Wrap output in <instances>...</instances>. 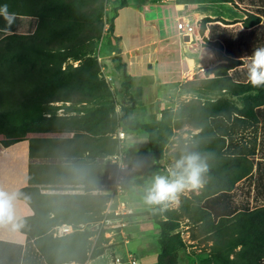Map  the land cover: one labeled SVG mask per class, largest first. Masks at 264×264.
I'll return each mask as SVG.
<instances>
[{
  "label": "rangeland",
  "instance_id": "obj_1",
  "mask_svg": "<svg viewBox=\"0 0 264 264\" xmlns=\"http://www.w3.org/2000/svg\"><path fill=\"white\" fill-rule=\"evenodd\" d=\"M133 1L136 2V0ZM102 2L101 20L103 25L100 37L97 40L92 39L88 42H83L80 46L76 44L67 45L68 47L63 52L54 49L56 54L54 57L43 58L37 56L38 60L33 58L34 66L39 68V73L49 76H57L61 70L65 73H78V71L76 72V70L72 69L78 65L79 60H74L70 56L65 57L73 50L77 51L79 49V51L89 52L83 57H91L92 60H82L80 63L82 64L81 67L86 65L85 70L89 72V78L79 85L80 88L72 86L70 90H64L62 83L55 76V79L50 84H44L50 95H58L62 98L64 96L63 92L66 91L68 101L56 100L42 104L43 113L40 118H35L36 126L30 132V136L34 140L31 142V151L37 155L31 158L30 161L33 166L40 162L57 164L54 175L57 179H63V177H60L62 176L60 175L61 172H63L64 176L70 173L76 180H84L80 175L84 172L86 173V168L93 165L102 174L108 168L104 158L116 149V143L113 141L112 135L118 125L119 107L123 104H121L116 96V91L111 85V71L108 70V68H111L108 59L112 60L111 57L116 56V50L118 49V40L114 34L121 37V47L124 49V53L120 54L121 61L125 62L131 71H136V69H132L134 66L131 65L135 56L142 52H151L152 48L147 46L143 48V51L137 48V50H131L136 44V29L149 28L151 22L156 23L157 27L161 26V29H165L167 33L173 32V28H175L176 23L173 24L171 16H166L165 12L159 15H154L150 12L154 16L150 15V17H147V12L151 11L149 10L150 8L142 9L144 16L134 12L133 7L117 8V15L114 18L112 10L117 6L118 0H103ZM144 2H147L146 6L151 8L170 3L173 10H177L174 6L175 4L183 5L181 10L186 12L188 22L193 26L196 35L194 38L195 35L193 34L191 45L185 44L184 46V48L189 49L187 53L183 52L184 57H188V77H185V80L213 76L214 74L211 70L220 62L219 58L222 57L238 60L239 64L226 72L233 81L245 82L247 80L248 56L255 47L264 46V0H231V2L214 0H144ZM177 8L180 9L181 6H177ZM246 13H251L258 17V22L248 28H244L241 23ZM142 18L147 20V24L142 22ZM110 20L113 24L111 32L107 29ZM177 21H183V19H176ZM177 39L179 38L176 35L169 41V44L161 42L158 47L156 45L160 56L164 51H167L171 56L176 57L179 53V49L175 46ZM191 58L197 61L194 62V65ZM39 60L42 62L40 67ZM82 69H79V72L85 71ZM144 71L143 74L147 75L145 78L150 80L152 79L150 76L152 71L156 73L159 80L175 78L177 77V64L175 59H162L158 61V65L153 67V70L145 68ZM169 96V100L165 99L159 110H157L156 102L154 101L151 106L152 109H150L151 113L143 112L141 107L136 110L134 115L132 114L133 110L131 111L130 117L133 120L142 118L147 120L143 122H151L161 119L165 125V130L162 131V133H165V140L162 146V157L155 166H152L155 162L153 157L150 159V161L152 160L151 163L146 159L145 153L141 151L139 146L142 143L140 141L137 142L139 149L136 151L131 149V147L127 149L126 142V155L128 153L129 156L127 157L133 158L130 172L126 176L127 184H132L145 170L146 182L144 186L148 188L155 175H167L170 170H173L181 156L192 152L201 155L205 146L196 143L195 134L199 129L193 125L191 119L193 114L198 111L197 115H199L201 105L216 99H218V102L214 104L221 105V102L224 101L226 109L232 110L234 106H241L243 97L242 95H232L228 91L208 90L200 85L195 87H183V85H180L177 95L175 97ZM232 115L234 114L231 113ZM29 120L32 121V118ZM45 129L46 131H44ZM214 129L222 138L216 141L221 146L220 152L227 156L243 153L249 159L259 160L261 177L259 181L255 180L256 174L254 175L255 168L253 166L252 174L234 183L225 192V196L219 200L218 204H221V201L228 202L232 208L238 210L263 206L264 118L261 119L254 129L243 131L240 136H235L233 133L234 129H236V122L233 118H217V122L214 123ZM82 145L87 148L89 153L86 159L80 158L81 151L78 149H81ZM45 147L50 150L51 156L39 157ZM202 158L206 159L205 157ZM65 161L68 162L66 163ZM84 161L90 162V164H86ZM128 164H130V161ZM104 182L105 176L101 183ZM99 184H83L82 186L70 184L57 185L56 187L57 191L62 193L69 194L83 191L85 194H90L91 192L96 193V190H101ZM50 186L52 187L53 185ZM214 188V185L210 183L208 176L204 173L201 186L197 188L186 187L178 193L176 200L167 202L166 210L162 211L160 208L159 217L171 220L174 225L172 232L177 233L182 241V246L176 251L175 264H188L191 260H195L198 264L221 263V261L218 263L213 262L210 258L209 251L212 242L208 233H204L199 222L195 221L198 214L197 208L204 205L206 195L213 191ZM105 192L106 189L101 193L104 194ZM103 196L106 197V201L107 196ZM104 204L105 202L102 204L103 207ZM127 205L131 210L134 207L136 208V210L131 211L136 215V219L133 220L134 222L131 221V223L126 224L128 231L139 232V235H143V237L148 236L150 244L156 246L158 250L156 242L158 228L152 229L153 222L151 218L155 205L146 203L142 194L136 196L135 200L128 201ZM74 217L72 214L67 216L71 224L77 221ZM89 217L91 218L88 223L95 222L100 218V211ZM117 236L118 234L113 237L116 238ZM107 240L101 235H92L88 240L89 256L106 248L108 246ZM131 246V244H128V247ZM239 249L240 247L237 246L229 252V258L232 259L233 264H238V262L244 260L245 256L238 254ZM140 255L143 256V253ZM238 255L242 259L238 258ZM152 258L155 260V255ZM259 263L264 264V257L260 258Z\"/></svg>",
  "mask_w": 264,
  "mask_h": 264
},
{
  "label": "trees",
  "instance_id": "obj_2",
  "mask_svg": "<svg viewBox=\"0 0 264 264\" xmlns=\"http://www.w3.org/2000/svg\"><path fill=\"white\" fill-rule=\"evenodd\" d=\"M103 0H0V6L7 5L11 13L21 15H32L37 18V25L33 33L29 35H12L17 39V50L28 51L35 54L30 59V66H34V61L38 60L37 56L50 58L56 56L54 49L61 52L67 48V45L80 46L83 42L89 40H97L102 30L101 13L103 9ZM219 2H231V0H214ZM126 5L125 0H118V4L113 8V15L116 14L117 8ZM258 22V17L251 13H246L242 20V26L248 28ZM111 20L107 29L112 30ZM53 47V48H51ZM49 49V50H46ZM89 52L79 51V49L69 52L65 57H72L79 60L78 65L72 70L78 71L76 74L71 72L60 71L57 76L41 75L38 70H29L33 80L37 81V89L20 92H14L15 98L12 101V112L6 109V114L14 118H7L10 125L6 126L8 131H13L11 139L2 140L3 144H8L20 138L19 132L23 122V128L28 127L29 132L33 131L35 118H40L43 113L42 104L50 101L65 100L67 92L64 91L62 98L58 95H50L46 85L50 84L55 77L60 80L64 90H70L71 87H79L81 83L89 78V72L85 70V66L81 67V61H92L91 57H83ZM38 54V55H37ZM64 57V58H65ZM82 57V58H81ZM120 66L118 56H114ZM220 62L213 69V76L205 78H193L186 80L181 86H197L215 91H228L232 95H242L240 107L234 106L232 110L226 109V104H214L216 100L207 101L199 108V115L195 112L192 116L193 125L199 129L195 134L196 143L204 145L202 157L207 163V171L209 181L214 185V190L208 193L204 200V205L197 208V218L204 233H208L211 240V248L209 251L210 258L213 262L220 264H233L229 258V252L240 247L238 254L245 256L238 264H260V258L264 257V205L254 209L244 208L235 209L228 202L219 200L225 196V192L232 187L234 183L247 175L252 174L254 166L255 180H260V161L252 160L246 157V154L235 153L227 156L220 152L221 146L216 142L222 139L220 134L215 131L214 123L217 118H233L236 122V129L233 133L240 136L243 131L251 130L264 118V86L255 88L248 79L245 82H235L227 74V70L239 64L235 59L219 58ZM42 62L39 60V67ZM83 68L80 71L79 69ZM122 75L125 81L120 86L124 95L128 98L130 105H121L119 107L118 124L128 130L140 129L146 133V141L150 149L154 163H158L162 157V146L165 140V125L162 120H154L151 122H139L130 117L133 110V100L128 91L129 76L124 71ZM80 88V87H79ZM22 94V96H21ZM82 101V100H81ZM80 101V102H81ZM27 103V105H26ZM213 106V108H211ZM169 112V111H166ZM231 113L234 115L231 116ZM22 117V118H20ZM28 118V122L25 120ZM32 118V121L29 120ZM190 119V120H191ZM47 127V126H46ZM41 130V128H40ZM46 131V129L44 130ZM30 139V158L37 155L31 151ZM42 141V140H41ZM114 141V140H113ZM222 141V140H221ZM223 142V141H222ZM39 157L51 156L50 150L44 148ZM66 163L68 161H65ZM30 161L29 164V185L17 190L19 199L25 201L32 210V215L22 217L15 221V227L18 231L25 233L32 240L34 247L46 264H60L74 262L77 264L84 263L88 258V240L96 232L90 228L91 217L80 218V212H91V215L97 214L102 210V204L105 202L104 196H95V194H52L41 193L39 184L48 183L50 185H72L84 183H101L105 172L95 174V166L89 168L87 178L84 180H76L70 174L64 176L61 172L60 177H54L57 164L49 167V174L45 176L43 182L42 176H39V169L36 164L34 166ZM62 167V166H61ZM33 171V172H32ZM32 174H34L32 176ZM58 175V173H57ZM144 174L136 178L132 183L140 187V192L145 195L146 187L143 183ZM127 183V180L125 181ZM83 203H86L83 208ZM81 205V206H79ZM161 206L155 205L154 211L151 213L152 221L158 226V234L156 242L158 252L155 256V264H175L176 251L182 246V241L177 233H173L174 225L168 218L159 217ZM51 213V216L49 214ZM75 216L77 220L74 224L67 219L68 215ZM220 219V220H219ZM68 223L72 226L83 223L84 228L80 231L53 237L51 228L54 225ZM89 225V226H88ZM101 232L97 236H100ZM99 252V251H98ZM98 252H94L93 255ZM238 255V258L242 259ZM235 262V261H234Z\"/></svg>",
  "mask_w": 264,
  "mask_h": 264
},
{
  "label": "crops",
  "instance_id": "obj_3",
  "mask_svg": "<svg viewBox=\"0 0 264 264\" xmlns=\"http://www.w3.org/2000/svg\"><path fill=\"white\" fill-rule=\"evenodd\" d=\"M125 2L126 5L121 8L133 7L132 9L134 10V12L141 14V16H144L142 9L150 8L149 10L151 11L147 12V17H150V15H159L160 13L165 12L166 16H171V21H173V24L176 23V19L189 21L186 12L181 10L183 8L182 4L174 5L177 10H180L177 11L173 10L170 3H165L164 5L161 4L162 6L151 8L146 6L147 2L145 3L144 0H136V2L133 0H125ZM177 6H181V8L179 9L177 8ZM116 15L117 10L114 18L116 17ZM146 21L147 20L145 18H142L143 23L147 24ZM154 21L156 22V20ZM155 24L156 23L151 22L149 28L145 27L143 29H136V44H134L135 46L132 47L131 50L138 49L143 51V48L147 46L152 47L151 52L139 53L133 59L132 64L129 63L134 66L132 67V69H136V71H131L130 67H128L125 62L121 61L120 54L124 53V49L121 47V37L120 35L118 36L114 34L115 37H117L119 49L116 50V56L119 57V60L123 64V66L119 65L117 59L114 58V56L111 57L112 60L108 59L111 67L110 69L108 68V70L111 71V85L116 91V96L119 98L121 104L130 105L128 98L124 95L123 89L120 86L121 82L125 81L122 75V71L124 69V71L129 76L130 84L128 91L133 100V115L136 114V110L140 107L143 109V112L151 113L150 109H152L151 106L154 104V101L156 102L157 110H159V108L162 107L165 99L169 100V95H172L173 97L177 95V91L180 89V85L186 81L185 77H188V57L185 58L184 53H187L189 49L184 48V41L178 36L177 29L173 28V32L167 33L165 29H161V26L157 27ZM36 25L37 18L35 16L16 14L15 23L12 25L10 30L6 31V22L4 21L3 16L0 15V190L6 192H17L18 189L29 185V164L31 159L30 139L32 138V136H30L31 133L29 132L28 127L25 126L23 128L22 122L19 132L20 138L15 141H11L8 144L2 143V140L11 139L14 134L13 131H8L6 129V126L10 125V122L8 123L7 118H14L13 116L6 114V109L12 112L11 106L13 104V98H15L14 92L22 93L23 91L26 92L30 89L34 90L37 89V85H39L37 81L33 80V75L29 72V70H33L35 73V71L38 70L35 66L31 67L29 61L33 56H35V54L20 49L17 50V39L11 36L29 35L33 33ZM152 29L155 31H153ZM192 33H194L195 35L194 30ZM176 35L179 38L176 40L175 45L179 49L178 55L176 57H173L170 55V53L164 51L160 56L159 50L157 48L158 45H160L161 42H166L169 44V41H171ZM195 37L196 35L194 36V38ZM187 44L191 45L190 42ZM171 58L175 59L177 64V77L159 80L156 73L152 71V74L150 75L152 79L150 80L145 78L147 76L146 74H143L145 72V68L153 70V67L155 65H158V61ZM191 59H193L194 65V62L197 61L194 58ZM135 120L143 122L146 119L135 118ZM25 122H28V118L25 120ZM127 135V149L131 147V149L136 151L140 147L141 151L145 153L146 159L150 161L153 155L147 145L146 133L140 129H136L128 130ZM138 141L142 143V145H140L139 147H137ZM80 148L81 149H78L79 151H81L80 158L86 159V156L89 154L87 148L84 145H82ZM127 156H129L128 153L125 160L127 165L126 171L128 174L131 169V162L133 161V158ZM129 161L130 164H128ZM150 162L152 163V160ZM85 163L90 164V162ZM50 165L52 164H45L43 162L36 164V166H38L37 169H39V176H42L41 182H43L45 176L49 175ZM90 167L91 166L86 168L87 172L81 174L80 177L86 179ZM95 169L96 171L94 173L98 175L100 174L101 176V171H99L96 166ZM143 174V183L145 184V170L142 172L141 176ZM83 184H85L84 181L83 183H79V186H82ZM87 184H91L90 180ZM96 184L97 182L92 185ZM101 184L103 183L99 184L101 190H96V193L91 192L90 194H95V196L97 197L105 195L101 193L105 189L101 187ZM37 186H39L41 193H62L57 191L58 189L56 187V184H54L52 187L48 183H44V185L39 184ZM69 194L85 193L82 191L72 192ZM139 194H142L140 192L139 186H136L134 183H126V192L122 198L127 202H130L135 200L136 196H139ZM143 196L145 197V195ZM85 205L86 203H83V208L85 207ZM132 210L134 211L136 210V208L134 207L132 208ZM80 214V218H86L91 215V212L81 211ZM31 215L32 210L30 206L25 201L17 198L14 201L13 219H5L0 221V264H46L42 257L39 255L37 249L34 247L32 240L29 239L25 233L18 231L15 227V221L17 219L22 217H29ZM49 216H51V213L49 214ZM124 217H127L128 220L126 221L125 226L122 227L120 233L118 232V229L116 230V234H118V236L116 238H111V243H108V246H106V248L100 250L94 256H89V258L82 264H110V262H112L115 258H117V262H115V264H127L126 254L128 253H131L135 257V264H155V260H153L152 256H156L158 250L156 249V246L150 244L149 237H143V235H139V232L135 233L131 230L128 231V227L126 224L131 223V221L136 219V215L131 212ZM152 224L153 230L156 229V227L158 228V226L154 222ZM128 244H131L132 246L128 247ZM156 250L157 252H155ZM141 253H143V256L140 255ZM60 264L76 263L69 262Z\"/></svg>",
  "mask_w": 264,
  "mask_h": 264
},
{
  "label": "clouds",
  "instance_id": "obj_4",
  "mask_svg": "<svg viewBox=\"0 0 264 264\" xmlns=\"http://www.w3.org/2000/svg\"><path fill=\"white\" fill-rule=\"evenodd\" d=\"M0 15L6 22L5 30L11 29L15 23L16 14L8 10L5 4L0 6ZM247 79L255 87L264 86V46L255 47L248 56ZM207 163L199 153H188L176 162L174 169L167 175L157 174L146 189L145 201L150 205H160L166 210L167 202L177 199L178 193L186 187L201 186L202 175L207 171ZM19 193L0 190V221L11 220L14 215V201Z\"/></svg>",
  "mask_w": 264,
  "mask_h": 264
},
{
  "label": "built area",
  "instance_id": "obj_5",
  "mask_svg": "<svg viewBox=\"0 0 264 264\" xmlns=\"http://www.w3.org/2000/svg\"><path fill=\"white\" fill-rule=\"evenodd\" d=\"M175 28L178 31V36L182 39L183 36L189 38V34L193 32V26L188 21H177ZM188 40V39H187ZM184 41V40H183ZM127 129L123 128L121 124H118L115 128L112 139L116 143V149L113 153L108 154L104 160L106 161L108 168L105 172V182L101 184L102 188L106 189L104 193L107 196L104 207L100 211V218L91 223L90 228L96 233L95 236L101 232V236L107 238V243H111L110 240L118 232H121L123 226H125L128 220L125 215L131 213L127 202L122 198L126 192V139L128 138ZM113 204V207H112ZM112 214V216H110ZM84 228L83 223H78L74 226L68 223H61L54 225L51 228V235L53 237L63 236L74 231H80ZM91 238V237H90ZM127 264H135L136 259L131 254H126ZM117 258H115L110 264H115ZM188 264H198L195 260H191Z\"/></svg>",
  "mask_w": 264,
  "mask_h": 264
},
{
  "label": "bare ground",
  "instance_id": "obj_6",
  "mask_svg": "<svg viewBox=\"0 0 264 264\" xmlns=\"http://www.w3.org/2000/svg\"><path fill=\"white\" fill-rule=\"evenodd\" d=\"M193 34H194V33H190V34H189V38H188V40H187L186 42H183V44H187V43H189V42L191 43V42L193 41V38H192V37H193ZM190 39H191V40H190ZM189 40H190V41H189ZM188 41H189V42H188Z\"/></svg>",
  "mask_w": 264,
  "mask_h": 264
},
{
  "label": "water",
  "instance_id": "obj_7",
  "mask_svg": "<svg viewBox=\"0 0 264 264\" xmlns=\"http://www.w3.org/2000/svg\"><path fill=\"white\" fill-rule=\"evenodd\" d=\"M187 39H188L187 36H183V37H182V40H184V41H186Z\"/></svg>",
  "mask_w": 264,
  "mask_h": 264
}]
</instances>
